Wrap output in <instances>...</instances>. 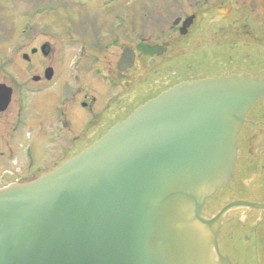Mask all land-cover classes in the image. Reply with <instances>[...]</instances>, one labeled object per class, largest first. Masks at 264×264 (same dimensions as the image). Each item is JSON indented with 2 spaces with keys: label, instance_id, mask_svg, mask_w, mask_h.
I'll return each instance as SVG.
<instances>
[{
  "label": "flooded vegetation",
  "instance_id": "1",
  "mask_svg": "<svg viewBox=\"0 0 264 264\" xmlns=\"http://www.w3.org/2000/svg\"><path fill=\"white\" fill-rule=\"evenodd\" d=\"M21 2V35L0 27V190L55 171L178 85L264 81V0ZM236 145L201 214L231 264H264V95Z\"/></svg>",
  "mask_w": 264,
  "mask_h": 264
},
{
  "label": "water",
  "instance_id": "2",
  "mask_svg": "<svg viewBox=\"0 0 264 264\" xmlns=\"http://www.w3.org/2000/svg\"><path fill=\"white\" fill-rule=\"evenodd\" d=\"M263 95L245 76L178 85L55 171L1 189L0 264H231L201 207L231 180Z\"/></svg>",
  "mask_w": 264,
  "mask_h": 264
},
{
  "label": "rangeland",
  "instance_id": "3",
  "mask_svg": "<svg viewBox=\"0 0 264 264\" xmlns=\"http://www.w3.org/2000/svg\"><path fill=\"white\" fill-rule=\"evenodd\" d=\"M9 1L0 0V27L8 35L18 36L21 35L24 23L23 5L21 0Z\"/></svg>",
  "mask_w": 264,
  "mask_h": 264
}]
</instances>
